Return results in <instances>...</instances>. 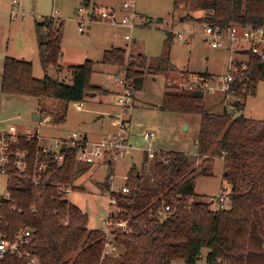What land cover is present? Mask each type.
I'll use <instances>...</instances> for the list:
<instances>
[{
	"label": "trees",
	"instance_id": "obj_1",
	"mask_svg": "<svg viewBox=\"0 0 264 264\" xmlns=\"http://www.w3.org/2000/svg\"><path fill=\"white\" fill-rule=\"evenodd\" d=\"M189 5L198 11L213 10V15L206 20L212 26L264 27V0H173L172 3L174 10ZM196 21L202 22L201 19ZM150 23L144 25L148 27ZM35 35L44 76L35 78L30 62L5 57L0 92L36 99L40 103L62 102L63 111L55 113L53 118L56 124H62L67 103H83L89 95L101 92L91 83L95 63L85 60L69 68L70 84L59 81L49 76L48 70L60 66L62 24L53 17L46 18L41 24H35ZM173 37L172 33L165 34L163 53L158 59L148 60L140 54L126 61L125 50L114 48L103 53L101 64L125 68L126 81L139 92L145 71L153 77L176 72L169 61ZM246 76L250 81L248 96L254 95L258 84L264 82V60L251 54ZM236 84L237 94L243 83ZM243 109L244 104L238 106L241 112L236 117L224 109L218 114L212 113L206 109L200 90L165 87L159 110L199 116L195 156L205 158L201 167L190 169L188 154L179 151L160 154L151 162L153 170L148 185L138 171L133 168L129 171L125 182L129 192L114 195L121 209L116 220L126 221L130 228V232L114 234L115 244L125 250L118 264H171L175 261L197 264L204 248L209 250L204 264H264V121L243 116ZM11 148L28 152V167L20 172L10 159L6 188L12 201L0 203V233L12 235L22 226L31 229L26 251L41 264H102L103 231L87 230V214L58 196L57 186L74 188V181L81 172L76 159L78 146H63L60 152L64 157L63 165L52 164L38 186L32 182L37 140L27 142L18 137ZM214 157L222 161V179L230 193L228 207L212 211L209 203L195 194V181L198 177L213 175L211 158ZM143 160L146 163V154ZM13 206L16 211L12 210ZM166 207L168 211L164 212ZM0 264L27 263L7 256Z\"/></svg>",
	"mask_w": 264,
	"mask_h": 264
},
{
	"label": "rangeland",
	"instance_id": "obj_2",
	"mask_svg": "<svg viewBox=\"0 0 264 264\" xmlns=\"http://www.w3.org/2000/svg\"><path fill=\"white\" fill-rule=\"evenodd\" d=\"M13 1L0 0V84L5 57L31 62L32 75L37 79L44 76L38 61L35 24H41L46 18L53 17L57 23L62 24V56L59 63L64 66L78 65L85 59L99 62L103 51L111 48V43L118 47H126L124 49L126 61L128 57H136L140 54L148 60H154L163 53L166 33L174 35L175 32L182 31L190 35L188 44L178 43L173 37L169 45V61L175 66L176 72L168 74L165 78L162 74L154 78L147 75L142 89L135 92V96L136 93L138 94L136 102L138 104L143 102V104L140 105V109H135L136 103H134L130 115L126 116L129 122L126 138L135 151H130L123 160L111 164L109 171L98 163V168L94 169L85 182L86 177L83 173L89 169L87 167L91 166L77 161L81 172L74 181V188L68 186L70 187L68 189H72L71 194L68 195V202L75 204L88 216L87 230L103 231L102 264H118L125 250L115 244L114 234L117 231L130 232V228L126 221L116 220L117 215L113 217L110 226L104 224L107 222L108 214V188L105 179L108 177V172L115 176V188L125 183L124 180L128 179V170L131 168L144 176L147 185L150 184L153 160L146 156L147 161L143 164V157L145 153L147 154L143 150L147 144L143 141L141 134L146 129L154 131L156 135L153 148L160 153L156 152L155 157L158 158L160 154L164 155L170 151L184 152L189 155L190 169L201 167L205 157L198 159L195 156L199 116L163 113L157 110L156 105L165 87L174 86L184 89L183 84L190 74L209 73L213 76L225 74L230 53L223 49H212L205 42L201 22L196 21L202 20L204 11H198L192 5L174 10L173 0H135L134 12L141 17L142 23L141 20L136 19L137 26L132 30L103 21L93 14L89 18L90 22H86L83 33L78 31L76 20V12L79 8L87 20L92 13L100 14V12L115 9V4L121 8L127 0H89L94 1L97 6L89 4L88 0H15V5ZM85 2L89 5H85ZM10 11L15 14L12 20L9 19ZM125 14L130 15L123 11L116 12V23ZM97 21L104 23H95ZM149 22H151L150 26L146 27L144 24ZM125 35L130 37L129 41H124ZM236 57L245 59L233 56V58ZM97 62H94L95 73L91 78L92 85L120 90L115 83L123 78L125 68ZM64 68L61 66L62 71L52 68L53 71L49 76L70 84V75ZM101 93L104 92L101 90L95 97L84 102L82 109L77 108V103H67L65 121L62 124H56L53 118L55 113L63 111L62 102L54 100L40 103L36 99L3 95L0 92V132L23 137L31 134L30 130L37 131L38 136L40 135V139L37 140L40 148L50 146L53 139L68 140L72 134H77L76 141H80L85 134L90 149L92 143H101L118 131V128L113 125L114 119L121 115L116 97L114 98L115 93L112 92V95L109 93L106 96ZM204 101L206 109L210 112L218 114L222 111L223 105L219 95H204ZM244 103L243 116L264 121V82L258 84L255 94L247 96ZM41 109L44 111L40 112ZM35 115L39 116V121H34ZM43 137L48 140L45 141ZM211 160L213 161V175L196 179L195 194L202 196L203 201L209 203V208L215 211L218 208L228 207L227 196L230 188L222 179L221 159L214 157ZM5 188L6 178L0 176V191H4ZM65 195L67 197V194ZM220 197L223 198V202L219 201ZM159 215L161 218L164 217L163 212ZM67 218L68 216L64 222H67ZM117 223H125V226H119ZM208 251L207 248L202 249L201 260L197 264L205 263ZM171 264H183V262L175 261Z\"/></svg>",
	"mask_w": 264,
	"mask_h": 264
},
{
	"label": "built area",
	"instance_id": "obj_3",
	"mask_svg": "<svg viewBox=\"0 0 264 264\" xmlns=\"http://www.w3.org/2000/svg\"><path fill=\"white\" fill-rule=\"evenodd\" d=\"M16 1H13V5ZM135 0H127L121 6V10L130 15H124L121 20L116 23L115 18L110 12H100L98 15L103 21L115 23L116 25L132 30L137 26L135 20H141L140 16L134 12ZM90 14L85 19V16L81 13V9L76 12V20L78 25V31L84 32L86 28V22H90ZM213 15V10L204 11V15L201 22L202 33L205 42L208 43L212 49H223L230 53V58L227 64V72L218 76L205 77L198 74H190L184 84L183 88L186 90H200L204 95L216 96L219 95L222 100L223 109L232 117H236L241 111L238 110V106H243L245 98L250 92V81L246 76V71L249 66L250 55L257 56L260 60H264V27H242L239 24H230L225 27L212 26L206 22L207 17ZM15 16L13 11L9 13V19L12 20ZM142 23V20H141ZM174 38L178 43L188 44L190 41V35L184 32H175ZM126 41L130 40L128 35L124 36ZM233 56L244 57L245 59L233 58ZM236 83H243L239 88V93H235V87H238ZM120 90L116 94V101L120 107V117L114 119L113 125L118 128L116 134L110 136L108 139L101 143H92L88 148V143L85 139L76 141L77 134H72L70 139H55L49 147L40 148L38 146L34 161H33V174L32 182L35 186L40 184V179L45 172L51 167L52 164L62 166L64 157L61 155V149L65 147L78 146L76 159L78 162L89 165L98 166L100 164H113L114 162L121 161L124 156L130 151L135 149L128 143L126 135L129 130V122L126 118L130 115L133 108L135 91L132 89L129 82L126 81L125 74L123 72V78L115 83ZM31 134L23 136L27 142L32 139H40L36 131H29ZM19 136H11L6 132H0V176L7 178V168L10 164V159H13L15 168L20 172H25L28 167V152L22 150L12 151V146L17 142ZM143 141L147 144V147L143 150L146 151L147 158L154 160L156 150L153 148V142L156 138L154 132H145L142 134ZM160 153V151L158 152ZM166 162V161H164ZM114 175L111 173L106 179V187L108 188V214H107V226H110L112 219L115 215L121 212V209L117 206L115 194L117 192L127 194L129 192L125 183L119 188L114 186ZM7 180V179H6ZM125 182L127 181L124 180ZM7 186V183H6ZM65 185H58V196L68 201L69 194L72 189ZM67 194V197L66 195ZM12 201L5 188L4 191H0V203ZM220 202H223V198H219ZM12 210L16 211V206L12 207ZM168 211V207L164 209V212ZM105 220V221H106ZM66 224V222H64ZM119 226H125V223H117ZM32 230L26 226L19 227L18 230L12 235L0 233V263L4 261L7 256H12L16 259H23L27 264H41V262L33 256L30 252L26 251V247L30 243V237Z\"/></svg>",
	"mask_w": 264,
	"mask_h": 264
},
{
	"label": "crops",
	"instance_id": "obj_4",
	"mask_svg": "<svg viewBox=\"0 0 264 264\" xmlns=\"http://www.w3.org/2000/svg\"><path fill=\"white\" fill-rule=\"evenodd\" d=\"M89 1V0H88ZM90 3L89 4H91V5H93V6H97L96 5V3L93 1V2H91V1H89ZM117 3V2H116ZM88 4V5H89ZM122 10H121V8L118 6V4H115V9H111V10H109V12L110 13H112L113 14V16H114V18L116 17V12H121ZM124 12V11H123ZM125 13V12H124ZM94 15H96V17H98L99 18V14H95V13H93ZM94 17V16H93ZM94 22V21H93ZM95 23H104V22H99V21H97V22H95ZM63 32V31H62ZM124 41H126V40H124ZM112 45H111V48H109V49H106V50H110V49H114V48H119V49H125L126 47H118V46H115L116 44H114V43H111ZM131 48H134V46H130ZM106 50H104L103 51V53L106 51ZM135 50V49H134ZM103 53H102V55H101V58L99 59V62H97V60L96 61H93V62H97V63H101V59H102V56H103ZM139 54V53H138ZM61 56H62V53H61ZM85 60H90V59H85ZM84 60V61H85ZM39 61V60H38ZM83 61V62H84ZM91 61H92V59H91ZM60 62V61H59ZM82 62V63H83ZM31 63V62H30ZM82 63H80V64H78V65H81ZM60 64V67H58L56 70L57 71H62V69H61V66H63V67H65L64 68V70L66 71V72H68L69 73V75H70V71L68 70L69 68H71V67H74V66H78V65H69V66H64V65H61V63H59ZM67 68V69H66ZM55 70V69H54ZM52 68H50L49 70H48V75L50 74V73H52ZM209 74V73H208ZM222 75V74H221ZM146 77H148L147 75H145ZM146 77H144V79L146 78ZM152 78H154L153 76H151ZM165 78V77H164ZM94 86H96V87H98V88H100L104 93H101L102 95H104V96H106L107 94L109 95V93L112 95V92H114L115 94H116V92L118 93V91L119 90H117L116 88H114L113 90H111V89H108L107 87H101V86H98V85H94ZM165 86H166V83H165ZM120 89V88H119ZM164 90H165V88H164ZM163 93H164V91H163ZM96 94L97 93H93V94H91V95H89L88 97H87V99H86V101H88L90 98H93V97H95L96 96ZM115 94H114V98L116 97L115 96ZM137 93H136V96L134 97V103H136V108L135 109H140V105H142L143 104V102L142 103H139L138 104V102H136V99H137ZM162 96H163V94H162ZM161 99H162V97H161ZM161 99L159 100V103H158V105H156V108H157V110L158 111H160L159 110V106H160V103H161ZM138 100V99H137ZM85 101V102H86ZM212 102V101H211ZM244 105H245V103H244ZM76 106H77V108H80V109H82L83 108V106H84V102L83 103H77L76 104ZM214 106V105H213ZM222 110H223V106H222ZM244 110V109H243ZM37 121H39V116H37ZM49 121V120H48ZM150 129H146L145 131H143L142 132V134L143 133H145V132H154V131H152V130H150ZM37 132V131H36ZM142 134H141V136H142ZM40 136V135H39ZM44 139H45V141L46 140H48V139H46L45 137H43ZM83 139H85V140H87V135H85L84 134V136H83ZM53 140H55V139H53ZM155 141H156V138H155V140H154V142L153 143H155ZM156 145V144H155ZM47 147H49V145L47 146ZM143 164H145L144 162H143ZM103 165V167L105 168V170L107 171H109V166L111 165V164H109V165H107V164H102ZM107 165V166H106ZM85 167V166H84ZM87 168H89L87 171H85L83 174H85V179H84V182L90 177V175H91V173L94 171V169H96V168H98V166H91V167H87ZM132 169V168H131ZM131 169H129L128 171H130ZM127 171V172H128ZM108 174H109V172H108ZM108 174H107V176H108ZM105 179H107V177L105 178ZM75 205V204H74Z\"/></svg>",
	"mask_w": 264,
	"mask_h": 264
},
{
	"label": "water",
	"instance_id": "obj_5",
	"mask_svg": "<svg viewBox=\"0 0 264 264\" xmlns=\"http://www.w3.org/2000/svg\"><path fill=\"white\" fill-rule=\"evenodd\" d=\"M34 121H37V116L35 115V117H34Z\"/></svg>",
	"mask_w": 264,
	"mask_h": 264
}]
</instances>
